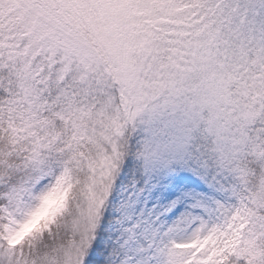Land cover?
<instances>
[{
	"label": "snow or ice",
	"instance_id": "6c2138e0",
	"mask_svg": "<svg viewBox=\"0 0 264 264\" xmlns=\"http://www.w3.org/2000/svg\"><path fill=\"white\" fill-rule=\"evenodd\" d=\"M138 161L118 264H264V0H0V264H110Z\"/></svg>",
	"mask_w": 264,
	"mask_h": 264
},
{
	"label": "trees",
	"instance_id": "16d2710c",
	"mask_svg": "<svg viewBox=\"0 0 264 264\" xmlns=\"http://www.w3.org/2000/svg\"><path fill=\"white\" fill-rule=\"evenodd\" d=\"M137 164L139 165V170L137 167H134L128 173L127 180L124 183H128V185L133 184L136 189L142 187L140 177L143 175V163L138 161ZM123 191L124 189L120 190V193ZM160 196H162V193H158L154 198H159ZM123 200H116V207L111 210V219L104 230V235L99 237V247L103 250L99 258L105 260L106 262L110 261V264H118L119 245L123 243L124 239H126L124 232L118 223L119 205ZM58 203L59 200L56 201V204ZM56 204L53 207H55Z\"/></svg>",
	"mask_w": 264,
	"mask_h": 264
},
{
	"label": "rangeland",
	"instance_id": "374dc122",
	"mask_svg": "<svg viewBox=\"0 0 264 264\" xmlns=\"http://www.w3.org/2000/svg\"><path fill=\"white\" fill-rule=\"evenodd\" d=\"M123 189H124V191L119 193V195L117 196V199H116V200H123V198H124V200L121 203L125 202V199L131 197L136 191L135 186L133 184L128 185V183L124 184V186L122 187L121 190H123ZM54 205L55 204L51 205V207H53ZM119 207H120V205H119Z\"/></svg>",
	"mask_w": 264,
	"mask_h": 264
}]
</instances>
